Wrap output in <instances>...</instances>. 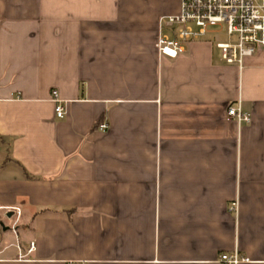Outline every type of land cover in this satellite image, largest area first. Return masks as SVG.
<instances>
[{
	"label": "crops",
	"instance_id": "0c3cea01",
	"mask_svg": "<svg viewBox=\"0 0 264 264\" xmlns=\"http://www.w3.org/2000/svg\"><path fill=\"white\" fill-rule=\"evenodd\" d=\"M179 12L0 0V234L17 241L0 264H264V48L242 70L211 33L161 56Z\"/></svg>",
	"mask_w": 264,
	"mask_h": 264
},
{
	"label": "built area",
	"instance_id": "2783aa9c",
	"mask_svg": "<svg viewBox=\"0 0 264 264\" xmlns=\"http://www.w3.org/2000/svg\"><path fill=\"white\" fill-rule=\"evenodd\" d=\"M220 27L229 38V41L216 45L222 60L242 70L245 60L264 48V0H180V12L161 20L156 49L161 56L177 59L185 52L187 44L202 40ZM52 95L57 103L56 115L63 118L65 106L57 98V91ZM227 117L239 124L251 122V115L244 114L240 106L229 107ZM100 128L104 130L107 125ZM238 209V203H232L231 212L237 213ZM7 212L14 219L12 232L16 235L22 210L12 207ZM34 249L35 243L32 242L29 252ZM247 261L237 252L224 253L218 260L219 264H242Z\"/></svg>",
	"mask_w": 264,
	"mask_h": 264
},
{
	"label": "rangeland",
	"instance_id": "374dc122",
	"mask_svg": "<svg viewBox=\"0 0 264 264\" xmlns=\"http://www.w3.org/2000/svg\"><path fill=\"white\" fill-rule=\"evenodd\" d=\"M213 32H211V34L209 35V38L214 39V41L218 42H227L229 41L228 35L226 34V31H224L221 27L220 28H216L214 30H212ZM1 220H4L1 218V213H0V224H1ZM12 244L14 246H16L17 241L15 239V237L12 234L9 235H5L4 232L3 234H0V246L4 247L6 245ZM15 248L10 249L9 253L12 251H15Z\"/></svg>",
	"mask_w": 264,
	"mask_h": 264
}]
</instances>
